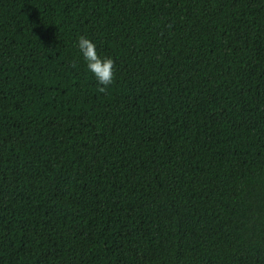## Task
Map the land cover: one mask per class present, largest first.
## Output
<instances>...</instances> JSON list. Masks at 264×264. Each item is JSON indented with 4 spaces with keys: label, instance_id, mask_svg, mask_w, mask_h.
<instances>
[{
    "label": "trees",
    "instance_id": "obj_1",
    "mask_svg": "<svg viewBox=\"0 0 264 264\" xmlns=\"http://www.w3.org/2000/svg\"><path fill=\"white\" fill-rule=\"evenodd\" d=\"M0 264H264V0H0Z\"/></svg>",
    "mask_w": 264,
    "mask_h": 264
},
{
    "label": "clouds",
    "instance_id": "obj_2",
    "mask_svg": "<svg viewBox=\"0 0 264 264\" xmlns=\"http://www.w3.org/2000/svg\"><path fill=\"white\" fill-rule=\"evenodd\" d=\"M76 48L87 71L96 81L99 90L104 91L106 86L114 80V60L111 56L98 53L96 42L85 34L78 35Z\"/></svg>",
    "mask_w": 264,
    "mask_h": 264
}]
</instances>
